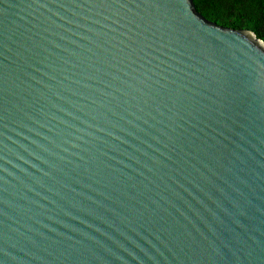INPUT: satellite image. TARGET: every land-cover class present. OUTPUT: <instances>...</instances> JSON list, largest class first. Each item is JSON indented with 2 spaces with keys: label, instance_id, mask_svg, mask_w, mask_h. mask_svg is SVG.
I'll return each mask as SVG.
<instances>
[{
  "label": "water",
  "instance_id": "95a60500",
  "mask_svg": "<svg viewBox=\"0 0 264 264\" xmlns=\"http://www.w3.org/2000/svg\"><path fill=\"white\" fill-rule=\"evenodd\" d=\"M0 264H264V42L193 0H0Z\"/></svg>",
  "mask_w": 264,
  "mask_h": 264
},
{
  "label": "trees",
  "instance_id": "16d2710c",
  "mask_svg": "<svg viewBox=\"0 0 264 264\" xmlns=\"http://www.w3.org/2000/svg\"><path fill=\"white\" fill-rule=\"evenodd\" d=\"M193 4L208 21L251 30L264 42V0H193Z\"/></svg>",
  "mask_w": 264,
  "mask_h": 264
}]
</instances>
